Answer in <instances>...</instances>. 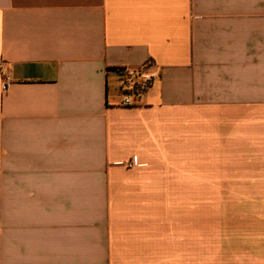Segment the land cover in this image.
<instances>
[{
    "label": "crops",
    "instance_id": "crops-1",
    "mask_svg": "<svg viewBox=\"0 0 264 264\" xmlns=\"http://www.w3.org/2000/svg\"><path fill=\"white\" fill-rule=\"evenodd\" d=\"M0 61V264H264V0H0Z\"/></svg>",
    "mask_w": 264,
    "mask_h": 264
},
{
    "label": "built area",
    "instance_id": "built-area-1",
    "mask_svg": "<svg viewBox=\"0 0 264 264\" xmlns=\"http://www.w3.org/2000/svg\"><path fill=\"white\" fill-rule=\"evenodd\" d=\"M3 63L0 61V71H2ZM120 80L123 83L130 85H137V89L139 91L144 90L150 83L154 82L159 77V71L155 69L151 64L144 65L137 69H124L118 68L116 69ZM8 85V78L4 77V81L2 83L1 89L5 90ZM125 103H129V97H126ZM137 164L135 158H133L129 167H133Z\"/></svg>",
    "mask_w": 264,
    "mask_h": 264
},
{
    "label": "trees",
    "instance_id": "trees-1",
    "mask_svg": "<svg viewBox=\"0 0 264 264\" xmlns=\"http://www.w3.org/2000/svg\"><path fill=\"white\" fill-rule=\"evenodd\" d=\"M136 87H137V85H133V86H132V88H136Z\"/></svg>",
    "mask_w": 264,
    "mask_h": 264
}]
</instances>
